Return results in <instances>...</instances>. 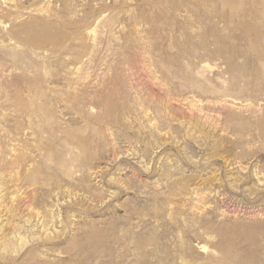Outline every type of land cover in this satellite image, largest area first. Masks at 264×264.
Segmentation results:
<instances>
[{
    "label": "rangeland",
    "instance_id": "obj_1",
    "mask_svg": "<svg viewBox=\"0 0 264 264\" xmlns=\"http://www.w3.org/2000/svg\"><path fill=\"white\" fill-rule=\"evenodd\" d=\"M0 264H264V0H0Z\"/></svg>",
    "mask_w": 264,
    "mask_h": 264
},
{
    "label": "bare ground",
    "instance_id": "obj_2",
    "mask_svg": "<svg viewBox=\"0 0 264 264\" xmlns=\"http://www.w3.org/2000/svg\"><path fill=\"white\" fill-rule=\"evenodd\" d=\"M204 248V247H203Z\"/></svg>",
    "mask_w": 264,
    "mask_h": 264
}]
</instances>
